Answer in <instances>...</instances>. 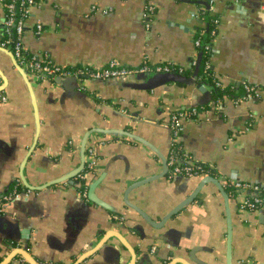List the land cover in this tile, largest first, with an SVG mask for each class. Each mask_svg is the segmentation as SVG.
I'll list each match as a JSON object with an SVG mask.
<instances>
[{
  "label": "crops",
  "instance_id": "1",
  "mask_svg": "<svg viewBox=\"0 0 264 264\" xmlns=\"http://www.w3.org/2000/svg\"><path fill=\"white\" fill-rule=\"evenodd\" d=\"M146 4L153 7L147 28ZM203 4L45 0L29 10L22 45L63 68L147 62L192 67L193 74ZM262 7L264 0H211L216 22L208 65L232 94L203 105L205 94L195 85L152 86L138 74L90 81L83 91L36 79L21 74L0 47V198L35 189L3 204L0 261L21 248L35 264H264V211L240 212L226 189L234 180L264 188ZM242 83L261 89L259 98L236 102ZM201 106L206 109L183 124L176 142L210 174L168 178L171 117ZM91 147L98 161L87 178L95 202L87 204L74 176ZM8 264L31 263L15 256Z\"/></svg>",
  "mask_w": 264,
  "mask_h": 264
},
{
  "label": "built area",
  "instance_id": "2",
  "mask_svg": "<svg viewBox=\"0 0 264 264\" xmlns=\"http://www.w3.org/2000/svg\"><path fill=\"white\" fill-rule=\"evenodd\" d=\"M5 1V0H4ZM8 3L4 4L6 12L4 11V22L3 28L5 29L3 33H0V47L4 50L10 52L17 63V65L24 70L27 74L34 76L36 79H53L57 76L62 77H74L77 79L78 86L80 90H84L87 83L90 81L99 80H117L124 79L133 74H143V73H171L172 68L169 64L161 65H150L147 62H143L137 68H127L116 63H109L102 68H90V67H80L79 69L73 71L69 68H63L52 64L46 58H39L37 56H31L28 58L25 54L24 47L22 45V35L24 30V22L28 16V12L31 8L42 4L45 0H7ZM17 4L20 8L21 17L15 18L14 14L11 13L14 4ZM211 0H209L210 6ZM153 7L150 5H144L143 8V22L145 27H149V23L152 20ZM195 16V15H193ZM258 20L261 24H264V7H262L258 14ZM13 29L14 39L7 38V32ZM42 31V26L36 24L35 32L39 34ZM211 36L214 35V31L210 33ZM195 45L199 46V41L195 40ZM208 46V45H207ZM179 72L182 70L179 68ZM175 73V72H173ZM179 74V73H177ZM243 88L246 90V95L236 102H241L243 100L258 99L260 92L259 88L250 86L247 84H242ZM0 101H5V98L0 95ZM198 111L196 108H191L189 113L186 114L183 111H175L171 117L168 124V128L171 131L172 142H176L180 132L182 131L183 124L185 122H191L197 120ZM86 160L84 161L83 169L76 173V193L80 198L86 197L87 186L89 184L88 174L92 172L97 166V154L94 147L88 148L86 150ZM183 165V166H181ZM167 176L168 178L174 177H202L208 176L210 174V169L208 166L195 162L194 164H180L171 155L168 156L166 161ZM227 194L230 198L237 201V207L240 212L251 213L256 212L262 207H264V190L255 185H251L246 182L239 180H234L226 184ZM33 192L28 189H19V191H12L0 198V212L2 211L4 202L17 200L20 198H27Z\"/></svg>",
  "mask_w": 264,
  "mask_h": 264
},
{
  "label": "trees",
  "instance_id": "3",
  "mask_svg": "<svg viewBox=\"0 0 264 264\" xmlns=\"http://www.w3.org/2000/svg\"><path fill=\"white\" fill-rule=\"evenodd\" d=\"M4 4L8 3L7 0L3 1ZM4 11L6 12V8H4ZM14 14L15 18L21 17V12L19 6L15 3L14 8L12 12ZM200 20L203 23V28L197 29L198 32L195 34V40L199 41V46L197 47L198 53L200 55V62H199V68H198V74H197V82L201 85H203L205 88H208L210 90V97L211 102H216L220 100L224 95L228 96L232 94V91H230L229 88H223L220 86L218 81L213 76L212 71L210 70V67L208 65V58L210 54V47L209 42L211 39L210 33L212 31H215V22L216 18L214 15L210 14L209 11V0H204V4L201 7L200 6ZM4 28H0V33L4 32ZM7 38L14 39V32L13 29H10L7 34ZM208 45V46H207ZM26 56L28 58L31 57V55H28L25 52ZM172 68V71L175 73H179L183 76L189 77L192 74L193 68L190 67L188 70H183L181 72L178 71L179 68H176L175 66L170 65ZM70 70H77L79 68H69ZM243 84V83H242ZM241 84L240 90L237 92L236 97L234 98L235 101L242 99L246 95V90L243 88V85ZM245 84V83H244ZM248 85V84H247ZM251 86V85H250ZM97 101V100H96ZM197 111L206 109V106L203 107H195ZM190 109H187L183 112L188 114ZM172 156L174 159H176L177 162H180V164H194L196 161L191 160L181 149L180 145L177 142H172L170 147V152L168 156ZM202 164V163H201ZM183 166V165H181ZM74 183L75 182V176H74ZM264 190V188H262Z\"/></svg>",
  "mask_w": 264,
  "mask_h": 264
},
{
  "label": "water",
  "instance_id": "4",
  "mask_svg": "<svg viewBox=\"0 0 264 264\" xmlns=\"http://www.w3.org/2000/svg\"><path fill=\"white\" fill-rule=\"evenodd\" d=\"M4 50V49H3ZM6 53H8L11 58L12 61L15 65V67L17 68L18 71H20L21 74L24 75V72L22 71V69L17 65V63L15 62L12 54L8 51H6ZM198 68H199V63L197 62L195 67H194V71L193 74L190 77H185L181 74H177V73H143V74H138L139 76H145V77H149L150 78V82H152V86L154 85H160V84H165V83H179V84H184V85H195L196 89L199 90L202 94H205L203 102L200 103V105L205 104L206 102H208L210 100V95L208 92H206V89L203 85L197 83V74H198ZM56 84L58 85H63L61 83H67V84H73L74 85V89L78 90L79 86H78V82L77 79L74 77H62V76H57L55 78L52 79ZM154 83V84H153ZM197 106V105H196ZM84 154V149L82 150V155ZM84 166V162L82 161L80 167L78 168V170L75 173L80 172L83 169ZM164 173H167V167H166V159L164 160ZM93 188L92 185L90 184V180H89V184L87 186V191H86V197L83 198V200L87 203V204H91V202H95L94 200L89 198V190ZM30 189V188H27ZM31 190H35V189H31ZM39 190V189H37ZM264 211V207H262L261 209H259V212ZM110 236H113L115 238H117L119 241H121L122 243H124L121 238H119L117 235L112 234ZM109 236V237H110ZM104 238L102 241H100L96 246V247H101L102 245H105L107 242V239L109 238ZM97 250V248H95ZM93 250L94 252L96 250ZM92 253V252H91ZM90 253L85 254L83 256V258L89 256ZM15 256H23L26 258L27 261H29L31 264H35V262L33 260H31L32 258L21 248H17L14 249V251L11 253V255L9 257H6L5 259L0 261V264H8ZM82 258V259H83ZM171 264H184L183 262L179 261V260H173L171 262Z\"/></svg>",
  "mask_w": 264,
  "mask_h": 264
}]
</instances>
